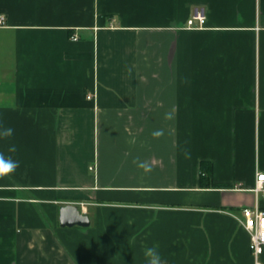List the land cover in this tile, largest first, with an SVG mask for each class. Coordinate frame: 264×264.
<instances>
[{
  "label": "crops",
  "instance_id": "obj_1",
  "mask_svg": "<svg viewBox=\"0 0 264 264\" xmlns=\"http://www.w3.org/2000/svg\"><path fill=\"white\" fill-rule=\"evenodd\" d=\"M0 16V153L19 161L0 176V264H146L153 246L162 264H254L239 219L264 209V0H0ZM67 205L90 226L62 227Z\"/></svg>",
  "mask_w": 264,
  "mask_h": 264
},
{
  "label": "built area",
  "instance_id": "obj_2",
  "mask_svg": "<svg viewBox=\"0 0 264 264\" xmlns=\"http://www.w3.org/2000/svg\"><path fill=\"white\" fill-rule=\"evenodd\" d=\"M206 16L203 10H196L194 16L188 21L189 29H200L205 25ZM5 24L4 16H0V26ZM256 192H264V173L258 172L256 176ZM240 224L248 232L250 237V252L254 264H264L262 255L264 253V209L256 205L253 208L243 210V218Z\"/></svg>",
  "mask_w": 264,
  "mask_h": 264
},
{
  "label": "clouds",
  "instance_id": "obj_3",
  "mask_svg": "<svg viewBox=\"0 0 264 264\" xmlns=\"http://www.w3.org/2000/svg\"><path fill=\"white\" fill-rule=\"evenodd\" d=\"M13 134V129L3 128L0 126V138L10 137ZM10 151L14 152L15 147L10 148ZM19 167V161L14 160L11 156H5L0 153V176L13 173ZM146 257V264H162L161 253L157 247H148L144 251Z\"/></svg>",
  "mask_w": 264,
  "mask_h": 264
},
{
  "label": "water",
  "instance_id": "obj_4",
  "mask_svg": "<svg viewBox=\"0 0 264 264\" xmlns=\"http://www.w3.org/2000/svg\"><path fill=\"white\" fill-rule=\"evenodd\" d=\"M60 225L62 227H89V216L82 214L81 209L76 205H67L60 209Z\"/></svg>",
  "mask_w": 264,
  "mask_h": 264
},
{
  "label": "trees",
  "instance_id": "obj_5",
  "mask_svg": "<svg viewBox=\"0 0 264 264\" xmlns=\"http://www.w3.org/2000/svg\"><path fill=\"white\" fill-rule=\"evenodd\" d=\"M202 173L205 175V177H210L211 174V166L207 163L202 164Z\"/></svg>",
  "mask_w": 264,
  "mask_h": 264
}]
</instances>
